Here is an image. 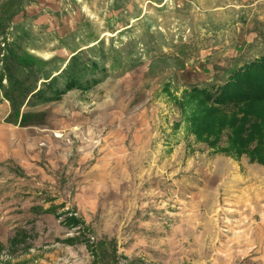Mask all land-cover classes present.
I'll return each instance as SVG.
<instances>
[{
  "label": "rangeland",
  "instance_id": "374dc122",
  "mask_svg": "<svg viewBox=\"0 0 264 264\" xmlns=\"http://www.w3.org/2000/svg\"><path fill=\"white\" fill-rule=\"evenodd\" d=\"M262 53L264 0H0V264L257 260L264 168L245 194L226 171L248 158L195 141L175 100ZM73 54L100 81L25 99L34 123L8 120L15 87H38ZM23 231L31 247L9 246Z\"/></svg>",
  "mask_w": 264,
  "mask_h": 264
},
{
  "label": "trees",
  "instance_id": "16d2710c",
  "mask_svg": "<svg viewBox=\"0 0 264 264\" xmlns=\"http://www.w3.org/2000/svg\"><path fill=\"white\" fill-rule=\"evenodd\" d=\"M84 68L85 66L76 62L73 54L64 69L51 78L49 75L43 77L38 87L24 86L21 89L16 86L20 102L8 96L11 102L8 120L17 121L21 126L34 123L31 118L36 114L19 113L25 99L32 105L51 102L59 99L70 88L86 89L100 81L97 78H81L79 75ZM3 76L0 73V93L6 96ZM224 76V81L218 84L184 87L175 104L185 122H188V129L194 135L195 141L204 142L226 156L237 159L246 156L251 162L264 164V53L230 68ZM59 78H62V85L58 84ZM223 134L225 141L222 144ZM46 211L54 212V206H49ZM65 223L76 227L81 222L75 215H71L66 218ZM25 237L24 231L15 234L8 241L9 246L22 242L25 244L22 250L25 251L31 247V243L25 242ZM62 241L73 245L79 239L74 236L66 237Z\"/></svg>",
  "mask_w": 264,
  "mask_h": 264
},
{
  "label": "crops",
  "instance_id": "0c3cea01",
  "mask_svg": "<svg viewBox=\"0 0 264 264\" xmlns=\"http://www.w3.org/2000/svg\"><path fill=\"white\" fill-rule=\"evenodd\" d=\"M19 12H21V11L19 10ZM19 12L17 13L19 15H13L14 21L16 23L18 21H20V19H21V17H20L21 13H19ZM248 162H250L249 166L244 167L245 170H243L242 172L235 171V166H231L230 170L226 171V173H228L227 176L229 177L230 180H232V181L236 180L237 182H244V186L242 188H243V191L245 194L249 190V187L251 186L249 184H258L263 179V177L261 175H259L257 173V171H255V170H260L259 169L260 167L264 168V164H259L257 162H251L249 159H248ZM217 177H219L218 172L217 173L213 172V171L207 172V174L205 176L206 184L215 185L214 182L217 179ZM246 183H248V184L245 185ZM44 210L46 211V208H44ZM54 212H56V210ZM54 212H50V213H54ZM255 248L258 252H262L263 254L257 256V260H254L251 263L248 262L247 264H264V245H258ZM46 264H51V263L47 262Z\"/></svg>",
  "mask_w": 264,
  "mask_h": 264
}]
</instances>
